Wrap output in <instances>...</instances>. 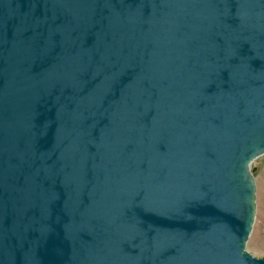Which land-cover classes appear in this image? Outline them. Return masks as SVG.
I'll return each mask as SVG.
<instances>
[{"label": "water", "instance_id": "1", "mask_svg": "<svg viewBox=\"0 0 264 264\" xmlns=\"http://www.w3.org/2000/svg\"><path fill=\"white\" fill-rule=\"evenodd\" d=\"M264 0H0V264H264Z\"/></svg>", "mask_w": 264, "mask_h": 264}, {"label": "rangeland", "instance_id": "2", "mask_svg": "<svg viewBox=\"0 0 264 264\" xmlns=\"http://www.w3.org/2000/svg\"><path fill=\"white\" fill-rule=\"evenodd\" d=\"M255 182V219L245 250L255 257H264V155L250 166Z\"/></svg>", "mask_w": 264, "mask_h": 264}]
</instances>
